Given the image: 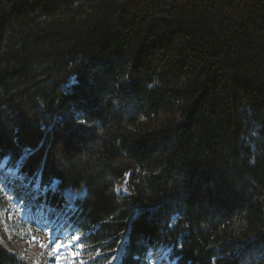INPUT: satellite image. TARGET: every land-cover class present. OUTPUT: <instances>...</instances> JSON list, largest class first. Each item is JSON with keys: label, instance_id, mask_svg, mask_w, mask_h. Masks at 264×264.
<instances>
[{"label": "trees", "instance_id": "1", "mask_svg": "<svg viewBox=\"0 0 264 264\" xmlns=\"http://www.w3.org/2000/svg\"><path fill=\"white\" fill-rule=\"evenodd\" d=\"M0 167L90 264H264V0H0Z\"/></svg>", "mask_w": 264, "mask_h": 264}, {"label": "rangeland", "instance_id": "2", "mask_svg": "<svg viewBox=\"0 0 264 264\" xmlns=\"http://www.w3.org/2000/svg\"><path fill=\"white\" fill-rule=\"evenodd\" d=\"M0 167V243L27 264H90L93 255L81 242L62 213L50 214L40 202L36 184H29ZM126 174L115 183L118 194H128ZM72 206L83 190L65 189ZM169 249L158 245L150 251L147 264H171ZM113 259L106 264H112Z\"/></svg>", "mask_w": 264, "mask_h": 264}]
</instances>
